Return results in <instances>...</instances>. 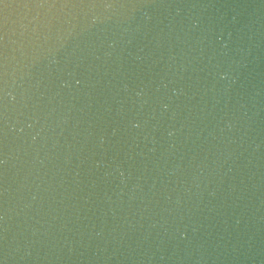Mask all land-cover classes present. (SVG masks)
Wrapping results in <instances>:
<instances>
[{"label":"water","instance_id":"obj_1","mask_svg":"<svg viewBox=\"0 0 264 264\" xmlns=\"http://www.w3.org/2000/svg\"><path fill=\"white\" fill-rule=\"evenodd\" d=\"M0 264H264V0H0Z\"/></svg>","mask_w":264,"mask_h":264}]
</instances>
